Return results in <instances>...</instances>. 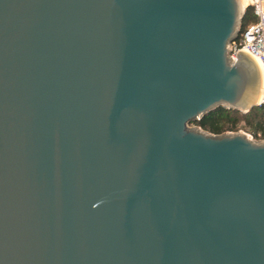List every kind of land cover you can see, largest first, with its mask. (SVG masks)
I'll return each instance as SVG.
<instances>
[{
  "label": "water",
  "instance_id": "obj_1",
  "mask_svg": "<svg viewBox=\"0 0 264 264\" xmlns=\"http://www.w3.org/2000/svg\"><path fill=\"white\" fill-rule=\"evenodd\" d=\"M241 0H0V264H264L261 74Z\"/></svg>",
  "mask_w": 264,
  "mask_h": 264
},
{
  "label": "trees",
  "instance_id": "obj_2",
  "mask_svg": "<svg viewBox=\"0 0 264 264\" xmlns=\"http://www.w3.org/2000/svg\"><path fill=\"white\" fill-rule=\"evenodd\" d=\"M255 20L251 8H248L242 19V28ZM240 122L253 131L255 138L264 139V104L246 113L220 107L194 123L205 131L220 135L225 132H235Z\"/></svg>",
  "mask_w": 264,
  "mask_h": 264
},
{
  "label": "built area",
  "instance_id": "obj_3",
  "mask_svg": "<svg viewBox=\"0 0 264 264\" xmlns=\"http://www.w3.org/2000/svg\"><path fill=\"white\" fill-rule=\"evenodd\" d=\"M245 1L246 4L243 7V12L245 13L248 8H251L256 20L248 23L244 29L242 28L237 39L231 42V58L233 61H236L239 50L242 52L246 51L254 56L262 65L261 77L264 82V0ZM259 103L260 105L264 104V87Z\"/></svg>",
  "mask_w": 264,
  "mask_h": 264
},
{
  "label": "rangeland",
  "instance_id": "obj_4",
  "mask_svg": "<svg viewBox=\"0 0 264 264\" xmlns=\"http://www.w3.org/2000/svg\"><path fill=\"white\" fill-rule=\"evenodd\" d=\"M241 29H242V27H241ZM190 127H192V128H200V127L197 126L195 123L190 124ZM200 129H202V128H200ZM202 130H203V129H202ZM204 131H205V130H204ZM206 132H208V131H206ZM235 132H241V133H244V134H246L248 137H250L252 140H254V141H256V142H264V139L255 138V136L253 135V131H252L249 127H247L243 122H240V123L238 124V127H237V129H236ZM209 133H210V132H209Z\"/></svg>",
  "mask_w": 264,
  "mask_h": 264
},
{
  "label": "bare ground",
  "instance_id": "obj_5",
  "mask_svg": "<svg viewBox=\"0 0 264 264\" xmlns=\"http://www.w3.org/2000/svg\"><path fill=\"white\" fill-rule=\"evenodd\" d=\"M245 4H246V1L245 0H241V5H242V8L245 6ZM244 53H246L253 61H254V63L257 65V67H258V70H259V72H260V74H261V71H262V65H261V63L258 61V59H256L254 56H252V55H250L248 52H246V51H243ZM263 87H264V82H263V79H262V77H261V87H260V92H259V96H258V99H257V101L258 102H260V100H261V93H262V90H263Z\"/></svg>",
  "mask_w": 264,
  "mask_h": 264
}]
</instances>
